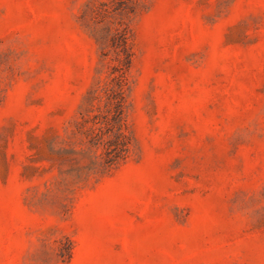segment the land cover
Returning a JSON list of instances; mask_svg holds the SVG:
<instances>
[{
  "label": "rangeland",
  "instance_id": "rangeland-1",
  "mask_svg": "<svg viewBox=\"0 0 264 264\" xmlns=\"http://www.w3.org/2000/svg\"><path fill=\"white\" fill-rule=\"evenodd\" d=\"M0 264H264V0H0Z\"/></svg>",
  "mask_w": 264,
  "mask_h": 264
},
{
  "label": "trees",
  "instance_id": "trees-1",
  "mask_svg": "<svg viewBox=\"0 0 264 264\" xmlns=\"http://www.w3.org/2000/svg\"><path fill=\"white\" fill-rule=\"evenodd\" d=\"M122 36H123V38L121 39L122 40L121 42L123 43V41L124 40L126 41L127 38H126L125 34H123ZM131 54L132 53H131L130 50L129 51H126L125 58L123 59V63L126 64V68H128L130 66V63H131ZM121 86L122 85L120 84V87ZM121 88H123V86Z\"/></svg>",
  "mask_w": 264,
  "mask_h": 264
}]
</instances>
